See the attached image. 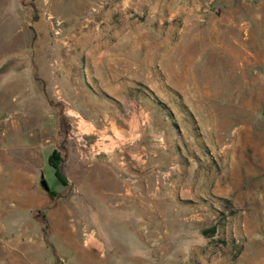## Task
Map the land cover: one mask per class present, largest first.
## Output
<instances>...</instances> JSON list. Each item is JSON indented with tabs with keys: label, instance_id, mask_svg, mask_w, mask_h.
I'll return each instance as SVG.
<instances>
[{
	"label": "rangeland",
	"instance_id": "1",
	"mask_svg": "<svg viewBox=\"0 0 264 264\" xmlns=\"http://www.w3.org/2000/svg\"><path fill=\"white\" fill-rule=\"evenodd\" d=\"M22 159L0 264H264V0H0Z\"/></svg>",
	"mask_w": 264,
	"mask_h": 264
},
{
	"label": "crops",
	"instance_id": "2",
	"mask_svg": "<svg viewBox=\"0 0 264 264\" xmlns=\"http://www.w3.org/2000/svg\"><path fill=\"white\" fill-rule=\"evenodd\" d=\"M16 160L12 167L5 160L0 161V192L12 205L29 209L33 195H38L36 184L41 170L33 172L29 159H22L20 163Z\"/></svg>",
	"mask_w": 264,
	"mask_h": 264
},
{
	"label": "trees",
	"instance_id": "3",
	"mask_svg": "<svg viewBox=\"0 0 264 264\" xmlns=\"http://www.w3.org/2000/svg\"><path fill=\"white\" fill-rule=\"evenodd\" d=\"M59 162H60V158L57 155V153L54 152L49 158V164L52 168H54L56 179L58 181H60L61 183H65V181H64V179L60 173Z\"/></svg>",
	"mask_w": 264,
	"mask_h": 264
},
{
	"label": "water",
	"instance_id": "4",
	"mask_svg": "<svg viewBox=\"0 0 264 264\" xmlns=\"http://www.w3.org/2000/svg\"><path fill=\"white\" fill-rule=\"evenodd\" d=\"M41 185L44 186V187H46V189L48 190V187H47L45 181H41Z\"/></svg>",
	"mask_w": 264,
	"mask_h": 264
}]
</instances>
